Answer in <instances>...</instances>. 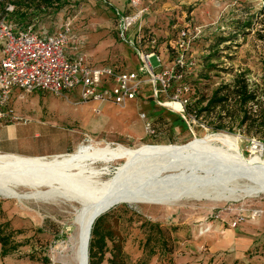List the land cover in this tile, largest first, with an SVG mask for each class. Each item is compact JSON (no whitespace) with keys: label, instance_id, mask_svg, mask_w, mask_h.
<instances>
[{"label":"rangeland","instance_id":"rangeland-1","mask_svg":"<svg viewBox=\"0 0 264 264\" xmlns=\"http://www.w3.org/2000/svg\"><path fill=\"white\" fill-rule=\"evenodd\" d=\"M13 2L17 0H0V12L6 15L8 23L19 27L14 15L4 12L14 10ZM131 3V0H64L60 9H38L39 15L21 29L31 28L45 36L70 24L68 54L80 52L95 65L127 70L137 66V59L134 49L118 39L116 14L142 12L141 32L136 31L138 26L130 32L138 39L134 45L149 51L154 41L157 54L169 60L165 65L172 63L175 54L172 48L181 31L187 30L191 36L194 29L201 30L190 46L195 66L172 85L173 89L184 85L189 88L185 97L190 101V110L196 111L200 100H207L216 88L230 83L240 73L246 75L252 89L258 86V96L264 99V0H139L137 8ZM139 33L143 36L140 42ZM209 59L215 68L208 73ZM150 62L153 68L157 67L155 59ZM6 103L0 111L11 112L13 117L1 119L0 129L24 125L26 121L29 122L26 127H35L37 137L30 138L32 133L27 131L14 147L16 155L23 157L67 155L81 146L98 149L121 145L134 149L140 145H183L194 138L226 135L236 140L245 158L253 156L252 148L262 146L255 152L264 160V145L240 134L235 123L225 121L226 129L222 131L211 129L216 126L219 110L200 116L185 111L186 121L182 119L185 126H181L179 115L167 110L164 113L157 106L151 108L148 101L136 108L135 103L128 105L117 113L105 110V105L87 108L75 93L58 97L46 92L14 90ZM140 114L149 120L157 119L155 122L160 124L164 136L162 142L145 136ZM208 147L211 150L200 151L195 157L206 165L220 164L222 160L213 157L219 155L214 150L225 148L213 142ZM120 165L122 162L118 161L86 163L67 172L66 177L57 178L54 186L74 189L94 200L99 195L95 188L114 176ZM147 176L145 169L131 174L127 181L146 184ZM16 191L21 195L32 193L21 186ZM79 210L76 201L18 202L0 197V224L8 223V232H17L13 242L19 246L6 256L0 249V264H42L44 257L54 264L53 252L65 247L67 238L77 231L74 218ZM217 212L222 214L219 219H215ZM253 212H259L254 221ZM241 218L243 221L232 229L231 222ZM261 218H264L262 194L217 204L205 201H186L169 207L122 204L94 222L98 244L93 264H108L115 256L119 264H249L256 254H264L263 239L249 244L254 237L250 236L249 226ZM201 224L211 226L208 234L198 235Z\"/></svg>","mask_w":264,"mask_h":264},{"label":"bare ground","instance_id":"bare-ground-1","mask_svg":"<svg viewBox=\"0 0 264 264\" xmlns=\"http://www.w3.org/2000/svg\"><path fill=\"white\" fill-rule=\"evenodd\" d=\"M211 142L225 148L224 151L214 150L219 155L213 157L222 160L220 164L212 161L214 166L211 163L206 165L195 157L200 151L211 150L208 147ZM258 149L261 150L259 146L252 148L253 156L245 158L235 139L215 135L194 138L183 145H140L134 149L121 145L98 149L81 146L72 154L50 158L0 154V197L18 202L27 199L76 201L80 210L75 214V225L85 233L86 221L100 203L116 201L115 206L169 207L186 201L217 204L264 195V160L256 155ZM109 161L122 162V165L114 176L95 188L99 195L94 200L74 189L54 186L57 178L66 177L67 172L86 163ZM142 165L146 167L141 168ZM199 165L202 168L196 167ZM145 169L148 173L146 184L127 181L131 174ZM19 186L32 190V193L19 194L16 191ZM40 188H47L48 191H39ZM254 216L257 215L254 213ZM210 230V225L201 224L198 235H206ZM70 253L62 246L55 250L52 257L54 264H78L75 253Z\"/></svg>","mask_w":264,"mask_h":264},{"label":"built area","instance_id":"built-area-1","mask_svg":"<svg viewBox=\"0 0 264 264\" xmlns=\"http://www.w3.org/2000/svg\"><path fill=\"white\" fill-rule=\"evenodd\" d=\"M131 2L137 8L139 0ZM6 10L12 12V8ZM142 17V12L127 16L116 14L118 38L134 49L137 59V66L133 70H123L116 66L95 65L80 52L68 54L70 24H64L53 34L40 36L31 28L20 29L8 23L6 15L0 13V108L5 107L14 90L46 92L58 97L70 92L77 94L84 104H112L121 108L140 100L149 90L155 106L175 113L186 121L185 111L190 101L185 94L189 93V88L184 85L173 89L172 85L195 66L190 46L201 30L194 29L191 36L187 30L178 34L172 48L173 53L175 51L172 66H169L171 64L165 65L169 60L157 54L154 41L149 51L135 47L138 39L130 32L137 26L136 31L141 32ZM138 38L140 42L142 33ZM151 59L156 60V68L151 65ZM11 117V112L0 111V119ZM139 118L143 121L145 136L153 137L155 130L150 120L145 114H140ZM221 215L217 212L215 219ZM258 216L259 212H253L251 219L255 220ZM242 221V218L235 219L230 227L235 229Z\"/></svg>","mask_w":264,"mask_h":264},{"label":"trees","instance_id":"trees-1","mask_svg":"<svg viewBox=\"0 0 264 264\" xmlns=\"http://www.w3.org/2000/svg\"><path fill=\"white\" fill-rule=\"evenodd\" d=\"M12 5L14 6V10L11 12V15H14L15 20L18 24H20L18 28L21 29L24 28L22 27L23 25L29 24L28 21H30L32 17H36L37 15H39V12H37L38 9L49 7H56L60 9L64 5V0H17V2H13ZM4 12L7 13L6 9H4ZM119 14L127 16L126 14ZM46 34L49 35L48 33ZM210 61L211 60L209 59L206 63V66L208 67V73L215 68V66L210 65ZM205 78L208 79L207 77ZM257 91L258 86L255 85V88L252 89L247 82L246 75L240 73L235 75L230 83L221 84L218 88H216L207 100H200V102H198L199 108L196 111L190 110L188 108V105L186 108V112H194L195 114L200 116L203 113L211 115L215 113L216 110H219V113H217V123L215 124L216 126L211 127L213 131L225 130L226 128L223 126L225 121L233 122L235 123L236 128L238 129L240 134L249 138L258 139V141L262 145H264V99L258 96ZM141 99L144 102L148 101L149 106L151 108H154V103L152 104L153 101L150 98L149 90L145 91ZM204 102L205 104L204 106H202V103ZM159 109L164 113L166 111V109ZM197 115L195 117H197ZM155 121H157V119L150 120V124L155 130V135L153 137L147 138L162 142L164 140V136L160 130L161 126ZM178 122L181 124V126H185L182 118H179ZM9 228L10 227L8 223L0 224V249L3 256L8 255L10 251H16L19 247L18 244L13 242V237L15 234H17V232H8ZM90 236L91 238L89 240L88 247V264H93L94 249L98 244L97 227L95 226V224L91 230ZM7 248L10 249L9 252ZM168 254H171V252H168ZM115 257L114 259L112 258L108 264H119L117 262V256ZM41 263L49 264L50 261L48 258L44 257L41 259Z\"/></svg>","mask_w":264,"mask_h":264},{"label":"crops","instance_id":"crops-1","mask_svg":"<svg viewBox=\"0 0 264 264\" xmlns=\"http://www.w3.org/2000/svg\"><path fill=\"white\" fill-rule=\"evenodd\" d=\"M134 103H135V106H134ZM142 103H143V100L140 99L137 101L130 102L126 106L133 105L136 108V106H140V105H142ZM94 104H96V103H91V102L87 103L86 107L92 108V107H94ZM145 104H147V103H145ZM96 105H98V104H96ZM104 105L107 106L105 108V110L111 111V112L115 111L117 113L118 112L120 113L123 110V108L126 107V106H124L123 108H121V107L114 106L112 104H104ZM105 106H103V107H105ZM148 106H149V104H148ZM139 120H140V118H139ZM26 122L24 123V125L19 124V125H15V126H8V127H5L4 129H0V154H18V152L15 151L14 147L16 144H18L22 141V139H23L22 135L25 134L27 131H29L28 133H32L30 138L37 137V135L35 133V127H33V126L26 127V125L29 123V122H27V123ZM140 122L143 125V121L140 120ZM249 233H250V236L253 235L255 237V238L253 237L249 240V244L253 243L254 240H262V239L264 240V218H261L259 221H257L256 223L254 222L253 225L249 226ZM256 253L257 252H255V254ZM249 264H264V254L261 255V253L259 252V254H256L253 257V260H251Z\"/></svg>","mask_w":264,"mask_h":264},{"label":"water","instance_id":"water-1","mask_svg":"<svg viewBox=\"0 0 264 264\" xmlns=\"http://www.w3.org/2000/svg\"><path fill=\"white\" fill-rule=\"evenodd\" d=\"M260 148L262 149V146H260ZM116 204H117L116 201L108 204L105 203L98 204L93 209L92 213L90 214L89 218L86 221V227H87L86 232L82 233L81 228H79L74 234H72L70 237L67 238V244L64 247V249H66L67 252H71L70 254H72V252L75 253L76 257L78 258V264H88L89 261L88 247H89L92 225L94 224L96 219L101 216V214L104 211L109 210L110 208L114 207ZM74 224H76V215L74 218Z\"/></svg>","mask_w":264,"mask_h":264}]
</instances>
